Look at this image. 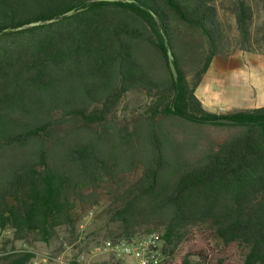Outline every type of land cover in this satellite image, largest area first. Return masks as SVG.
<instances>
[{
  "label": "trees",
  "instance_id": "16d2710c",
  "mask_svg": "<svg viewBox=\"0 0 264 264\" xmlns=\"http://www.w3.org/2000/svg\"><path fill=\"white\" fill-rule=\"evenodd\" d=\"M261 7L252 33L248 0H0V230L8 226L17 241L36 235L45 243L59 227L73 231L85 192L139 164L140 178L118 186L111 239L149 233L135 229L158 221L165 252L182 230L206 223L224 247L246 250L241 264H264V107L216 116L194 96L214 57L264 52V0ZM133 92L147 103L130 133L88 126L55 133L70 120L115 116ZM219 118L235 123H215ZM172 120L239 130L199 153L192 144L172 146L160 126ZM132 135L137 151L127 141ZM197 255L196 264L207 263L206 254ZM32 257L8 253L0 264Z\"/></svg>",
  "mask_w": 264,
  "mask_h": 264
},
{
  "label": "rangeland",
  "instance_id": "374dc122",
  "mask_svg": "<svg viewBox=\"0 0 264 264\" xmlns=\"http://www.w3.org/2000/svg\"><path fill=\"white\" fill-rule=\"evenodd\" d=\"M248 1L254 10L251 32L256 33L259 31L263 17L261 0ZM219 12L221 21L225 26H228L227 31L232 32V35L235 34L233 19L229 12L220 6ZM233 44L234 41L230 38L228 47L231 50H233L231 48ZM260 46V44H254L253 49L256 50ZM235 51L239 50L233 52ZM146 103L147 99L143 94L128 93L116 108L115 116L107 117L105 121L103 120L104 122L92 124H86L80 119L70 120L55 133L62 135L63 132L71 129L86 128L87 126L97 132H107V135L114 134L115 127L125 129L127 133H130L137 123V114H139L140 108ZM160 126L162 131L169 136V141L174 148L180 147L184 150L192 144L193 149L199 153L223 145L239 130L236 127L193 124L183 120L164 121ZM127 141L132 142V146L136 148V151L138 150L137 140L133 135L128 136ZM119 171L117 170L116 179L111 181L105 179L97 190L85 192L84 198L80 202L81 207L76 211V223L73 231L66 226L59 227L56 229L55 236L47 243L40 241L36 235H30L23 241H17L14 239L13 230L7 226L0 230V256L14 252H29L32 256L58 254L67 249L89 256L97 243L111 239L117 232L116 226L110 224L108 219L112 208L117 204L116 192L119 193L122 190L118 186L126 188L134 184L141 176L142 167L137 164L129 170ZM88 211H92V217H87ZM135 230L156 232L161 237L165 234V227L158 221L142 224ZM180 234L183 238L179 242L169 244L165 248L166 253L171 257V264H196L200 262L198 253L206 254L207 263L205 264H241L246 253L242 247H224L212 237V231L206 223L189 226Z\"/></svg>",
  "mask_w": 264,
  "mask_h": 264
},
{
  "label": "crops",
  "instance_id": "0c3cea01",
  "mask_svg": "<svg viewBox=\"0 0 264 264\" xmlns=\"http://www.w3.org/2000/svg\"><path fill=\"white\" fill-rule=\"evenodd\" d=\"M194 96L216 116L264 107V53L235 51L214 57Z\"/></svg>",
  "mask_w": 264,
  "mask_h": 264
},
{
  "label": "built area",
  "instance_id": "2783aa9c",
  "mask_svg": "<svg viewBox=\"0 0 264 264\" xmlns=\"http://www.w3.org/2000/svg\"><path fill=\"white\" fill-rule=\"evenodd\" d=\"M92 217V211L87 212ZM161 236L149 232L128 239H106L97 243L87 256L64 250L58 254L35 255L27 264H171Z\"/></svg>",
  "mask_w": 264,
  "mask_h": 264
},
{
  "label": "water",
  "instance_id": "95a60500",
  "mask_svg": "<svg viewBox=\"0 0 264 264\" xmlns=\"http://www.w3.org/2000/svg\"><path fill=\"white\" fill-rule=\"evenodd\" d=\"M52 21H54V20L45 21V22H40V21L39 22H33V23L28 24L27 27H35V26H39V25H43V24H48ZM167 56H168V58H167L168 68L170 70V73H171L173 80L176 81L177 80V72L175 70V67H174L173 62H172V57H171L169 52H168ZM214 122L218 123V124H225V125H231V124L235 123V121L224 119V118L216 119V120H214Z\"/></svg>",
  "mask_w": 264,
  "mask_h": 264
}]
</instances>
